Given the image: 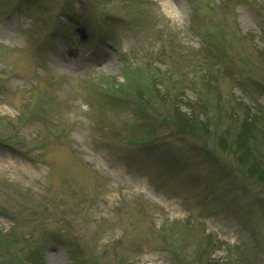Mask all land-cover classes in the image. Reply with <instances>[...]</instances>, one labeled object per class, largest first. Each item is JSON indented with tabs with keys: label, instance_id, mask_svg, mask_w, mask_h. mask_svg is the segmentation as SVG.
Instances as JSON below:
<instances>
[{
	"label": "rangeland",
	"instance_id": "1",
	"mask_svg": "<svg viewBox=\"0 0 264 264\" xmlns=\"http://www.w3.org/2000/svg\"><path fill=\"white\" fill-rule=\"evenodd\" d=\"M261 172L264 0H0V264H264Z\"/></svg>",
	"mask_w": 264,
	"mask_h": 264
},
{
	"label": "trees",
	"instance_id": "2",
	"mask_svg": "<svg viewBox=\"0 0 264 264\" xmlns=\"http://www.w3.org/2000/svg\"><path fill=\"white\" fill-rule=\"evenodd\" d=\"M183 116V117H182ZM186 118H187V116H184V115H182L181 113H179V116L177 115L176 117H175V123H177V124H179V125H183L182 123L183 122H185L186 121ZM190 122H191V124L193 125V126H195L194 124L196 123L195 121L193 122V120H190ZM187 123H189V122H187ZM194 123V124H193ZM192 126V127H193ZM195 129V128H194ZM251 171L253 172V173H256V171H257V166L256 165H254L252 168H251ZM260 175H259V178H264V173L263 172H261V173H259Z\"/></svg>",
	"mask_w": 264,
	"mask_h": 264
}]
</instances>
